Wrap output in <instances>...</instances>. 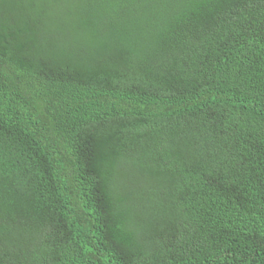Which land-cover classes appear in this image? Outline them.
Returning <instances> with one entry per match:
<instances>
[{"label": "trees", "instance_id": "trees-1", "mask_svg": "<svg viewBox=\"0 0 264 264\" xmlns=\"http://www.w3.org/2000/svg\"><path fill=\"white\" fill-rule=\"evenodd\" d=\"M0 264H264V0H0Z\"/></svg>", "mask_w": 264, "mask_h": 264}]
</instances>
